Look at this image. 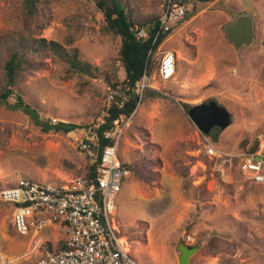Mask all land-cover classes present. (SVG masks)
<instances>
[{"label":"rangeland","instance_id":"obj_1","mask_svg":"<svg viewBox=\"0 0 264 264\" xmlns=\"http://www.w3.org/2000/svg\"><path fill=\"white\" fill-rule=\"evenodd\" d=\"M126 1L139 17L160 15L164 5V0ZM189 11L159 47L177 51L175 77L159 91L164 96L145 95L120 144L130 174L117 220L140 264H180V244L199 247L189 264H264V182L242 171L243 154L264 153V0H190ZM243 12L253 14L254 39L236 47L225 25ZM103 20L95 0H40L34 14L24 0H0L3 60L21 41L46 38L75 48L99 68L85 77L49 52L27 54L16 90L44 120L80 127L44 131L22 111L0 106V190L21 178L58 181L86 173L91 161L77 138L87 125L103 120L108 89L114 87L106 77L116 81L126 75L121 37L103 31ZM2 72L0 66V86ZM212 99L233 116L216 139L188 113ZM206 137L232 159L209 157ZM28 245L29 237L12 225V208L0 202V249L15 256Z\"/></svg>","mask_w":264,"mask_h":264},{"label":"built area","instance_id":"obj_2","mask_svg":"<svg viewBox=\"0 0 264 264\" xmlns=\"http://www.w3.org/2000/svg\"><path fill=\"white\" fill-rule=\"evenodd\" d=\"M189 9L190 0H164L158 35L173 31ZM138 36L148 38V28L139 27ZM159 47L149 50L155 69L146 70L136 80L137 107L130 116L116 119L103 134L112 144L100 154L99 138L91 127L77 138L80 151L91 163H97L94 176L79 175L58 181L21 178L0 190V201L12 208L14 229L22 237H29L28 248L21 254L10 256L0 249V264H140L117 220L119 195L130 174L119 148L147 90L162 91L177 73V51ZM130 89L127 83L109 87V105L123 106L130 98ZM203 143L209 157L232 159V154L218 149L207 137ZM242 169L249 179L263 183L264 153L243 154ZM46 229L49 235L43 236Z\"/></svg>","mask_w":264,"mask_h":264},{"label":"trees","instance_id":"obj_3","mask_svg":"<svg viewBox=\"0 0 264 264\" xmlns=\"http://www.w3.org/2000/svg\"><path fill=\"white\" fill-rule=\"evenodd\" d=\"M25 7L28 13L34 14L37 10V5L40 0H24ZM96 4L104 15L105 21L102 25V29L105 32L113 33L120 36L122 40L121 48L119 51L120 60L125 70V78L122 80L113 81L109 77L106 80L110 85L117 87L120 84H130V98L121 107L116 104H110L106 107V113L103 116L104 122L99 125H87L91 127L99 138L100 148L99 152L102 153L103 149L112 144V141L104 138V132L111 129L114 121L119 119L122 115L126 117L130 116L139 102V96L135 92L136 80L140 79L146 70L152 72L155 68L152 58L149 56V50L157 48L166 39L169 33H160L159 31V16L152 14L149 16L139 17L130 6V3L126 0H95ZM196 0H193L195 2ZM210 1V0H199ZM188 14V15H187ZM186 14L189 17L190 11ZM185 16V17H186ZM184 17V18H185ZM183 18V19H184ZM139 27H146L149 30L150 36L143 38L138 36ZM158 38L155 42V38ZM44 51L49 52L59 58L60 61H64L65 65L70 69L71 73H79L86 76H95L96 71H99L97 66L91 65L89 62L83 61L78 50L75 48L67 49L61 43L54 40H47L46 38L33 40L27 39L21 41L18 48H15L9 53L6 59L0 57V66L3 69V82L0 86V106H4L7 109L19 110L28 115L37 125L41 126L44 131L57 128L58 130H64L70 132L80 125L75 123L59 122L58 125H53L49 121L41 118L38 110L33 108L24 98L23 94L16 90V86L20 82V77L24 72L27 62V54L32 51ZM100 73V72H99ZM104 74H99L101 77ZM155 95L152 97L164 96L161 92L155 90H147L146 97H151V92ZM15 96V101L10 102V97ZM188 104V103H186ZM190 106V105H189ZM216 139V137H213ZM216 146V145H215ZM217 147V146H216ZM253 149L252 151H254ZM97 163H91L88 165V169L84 176L92 177L96 174ZM123 165L127 167L123 161ZM1 202V201H0ZM195 246V245H193ZM192 247V246H191Z\"/></svg>","mask_w":264,"mask_h":264},{"label":"water","instance_id":"obj_4","mask_svg":"<svg viewBox=\"0 0 264 264\" xmlns=\"http://www.w3.org/2000/svg\"><path fill=\"white\" fill-rule=\"evenodd\" d=\"M254 20L250 12L240 13L234 22L225 25L229 41L236 47L250 45L254 39ZM230 110L217 100H209L189 108L188 113L199 129L209 137L219 136L233 121ZM180 264H189L190 256L199 247L180 244Z\"/></svg>","mask_w":264,"mask_h":264},{"label":"crops","instance_id":"obj_5","mask_svg":"<svg viewBox=\"0 0 264 264\" xmlns=\"http://www.w3.org/2000/svg\"><path fill=\"white\" fill-rule=\"evenodd\" d=\"M147 98H149V97H147Z\"/></svg>","mask_w":264,"mask_h":264}]
</instances>
